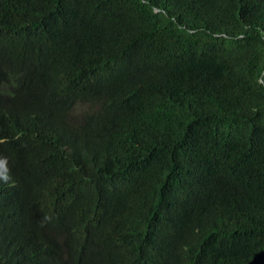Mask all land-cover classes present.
Returning <instances> with one entry per match:
<instances>
[{
	"label": "trees",
	"instance_id": "obj_1",
	"mask_svg": "<svg viewBox=\"0 0 264 264\" xmlns=\"http://www.w3.org/2000/svg\"><path fill=\"white\" fill-rule=\"evenodd\" d=\"M0 264H264V0H0Z\"/></svg>",
	"mask_w": 264,
	"mask_h": 264
},
{
	"label": "clouds",
	"instance_id": "obj_2",
	"mask_svg": "<svg viewBox=\"0 0 264 264\" xmlns=\"http://www.w3.org/2000/svg\"><path fill=\"white\" fill-rule=\"evenodd\" d=\"M7 178H8L7 176L4 177L5 180H7Z\"/></svg>",
	"mask_w": 264,
	"mask_h": 264
}]
</instances>
